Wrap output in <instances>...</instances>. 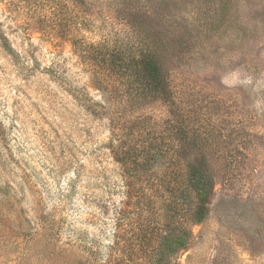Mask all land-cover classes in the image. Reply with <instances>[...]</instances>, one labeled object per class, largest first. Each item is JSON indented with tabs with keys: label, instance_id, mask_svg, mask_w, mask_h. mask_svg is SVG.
Segmentation results:
<instances>
[{
	"label": "rangeland",
	"instance_id": "1",
	"mask_svg": "<svg viewBox=\"0 0 264 264\" xmlns=\"http://www.w3.org/2000/svg\"><path fill=\"white\" fill-rule=\"evenodd\" d=\"M0 264H264V0H0Z\"/></svg>",
	"mask_w": 264,
	"mask_h": 264
},
{
	"label": "trees",
	"instance_id": "2",
	"mask_svg": "<svg viewBox=\"0 0 264 264\" xmlns=\"http://www.w3.org/2000/svg\"><path fill=\"white\" fill-rule=\"evenodd\" d=\"M6 50L14 54L15 51L11 44L7 43ZM143 74L147 79L157 88L162 87L164 84V78L162 77L161 71L157 63L152 59H147L141 65ZM188 183L195 190V199L193 200V205L190 208V219L196 223L201 222L205 217L206 204L209 195L213 189L214 182L213 179L205 174L199 165H192L188 175ZM183 238L173 239L171 242H167V250L171 253H176L177 251L185 248L190 239L191 232L186 229Z\"/></svg>",
	"mask_w": 264,
	"mask_h": 264
}]
</instances>
